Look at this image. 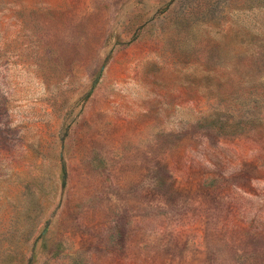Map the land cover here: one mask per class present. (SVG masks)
<instances>
[{
  "label": "rangeland",
  "instance_id": "obj_1",
  "mask_svg": "<svg viewBox=\"0 0 264 264\" xmlns=\"http://www.w3.org/2000/svg\"><path fill=\"white\" fill-rule=\"evenodd\" d=\"M0 264H264V0H0Z\"/></svg>",
  "mask_w": 264,
  "mask_h": 264
}]
</instances>
